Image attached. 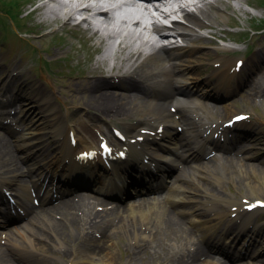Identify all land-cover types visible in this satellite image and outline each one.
<instances>
[{"label":"bare ground","instance_id":"1","mask_svg":"<svg viewBox=\"0 0 264 264\" xmlns=\"http://www.w3.org/2000/svg\"><path fill=\"white\" fill-rule=\"evenodd\" d=\"M42 1L40 7L45 11L44 14H46L49 22L61 20L64 24L68 25H71L73 21L76 20L75 12L81 13V11H84L90 12L91 14L97 9V6L93 5L79 8V3L83 0ZM197 3H199V6L194 5ZM246 3L249 4L247 1ZM161 4L168 5L169 7H171L172 4H178L183 7L186 5V0H161V3H159L155 9L161 11ZM192 5L196 7L195 12H186L181 9L184 12L182 17L185 19L186 23H175L174 31L176 37L180 39V44L173 43L176 42L175 36L163 32L162 29L160 30L158 28L154 30L157 39L153 41L152 37L145 35V27H141L144 25V21L137 20L138 14L134 13H122V15L117 17V23L121 21L120 24L128 25L132 21L135 27L138 26L143 28L142 30H138L139 32L127 30V27L123 29L120 27L111 28L110 25H112V22L116 19V14L113 12L107 14L98 13V15L105 17V20L97 22L96 24H94L90 18L76 23V28L80 30L82 29L81 25L86 24V30L91 33L89 38L94 39L97 37L99 44H104L106 46V51L102 55L100 62L102 61L104 64L109 62L110 65L108 69H106L102 63L90 65L87 73L73 79L72 83L64 85V90L70 92L69 98L71 100L75 98L79 104L88 109H93L95 114L99 117H128L133 113L149 115V117L145 119L147 120L145 123L149 125L146 126V128L153 130L151 126L157 129L159 124H162L163 133L161 139H158L156 134L151 138H145V144L142 146L141 143H137L140 144L139 148L136 146V143L128 144L129 152L126 159H123L124 161L117 160L112 162L110 167H106L104 164L99 166L97 164L98 160L86 163H79L76 161L75 153L84 148L91 147L92 142L82 137H77L76 146L79 144L81 147L78 148L75 145L73 146L68 142V131L65 129L57 156L53 155L50 159H45V162H40L37 166V169L41 171L40 175L44 174V179L49 177V181L52 180L56 168L63 167L65 164L70 166V174L75 173L74 176L71 177L74 184L79 177L78 175H80V178L84 176L86 179L82 182L83 184L86 183L87 180L91 182H100L101 185H99L98 189L102 193H109L111 190L121 192V190L127 187V181L125 180L126 172L129 170L134 172L144 170L147 172V166L143 163L145 156L156 163L160 160L164 163L168 161L178 163L181 158L176 157V155H180L181 157L193 155L197 149L199 155H201V148L198 145H192V140L198 137H200L205 144L207 143V137L202 134L204 130H201L206 126V124H204L206 121H203L201 117L198 116L201 114L200 111H205L211 118H214L221 108L222 110H226L228 106L222 105L221 108L207 107L202 100L203 97L208 96L206 88L203 86H195V89H193L190 79L195 74L207 70V67H202L200 62L203 58L213 56V62L215 61L217 64H215L213 69H210V73L207 76L208 78L205 80L206 82H210V84H207L209 87L211 86L215 92H221L225 95L232 91L229 86V79L235 74V71L233 72L230 70L233 63L229 58L217 55L207 48L209 47L207 44L211 41L206 40L198 30L201 27H205L213 36H219L220 38L225 37L227 33L220 35L219 31L213 26L228 21V12L226 8L219 3L218 0H194ZM42 26L44 27V25ZM169 37H172V39L167 45L161 44L164 40L169 39ZM115 40H119V42L113 44ZM115 45L117 49H119L118 52L123 53L118 62H114V59L111 57ZM147 47L153 49L149 54H145L144 52ZM108 48H110V51ZM218 48L223 49L225 47L219 46ZM58 49H62V47ZM56 52L57 50L53 53ZM263 56V54L257 51L252 56L251 60L257 61L255 62V64H257L258 61L263 59ZM190 62L195 64L193 65ZM113 72H118V82L111 80ZM15 77L18 76L15 75ZM6 87L9 88V83ZM189 89L191 93L188 91ZM208 89L209 88H207V90ZM73 94L79 96H72ZM32 97H30V99L34 100L36 103L38 102L36 107L39 108L38 110L41 113L45 116H51L53 114V102L50 101V94H45L37 88L32 94ZM22 104L25 105V102ZM168 105L170 109H167ZM172 106L177 107L176 112L171 111ZM176 114H181L180 119H178ZM7 115L8 113H6V116ZM16 118L19 120L20 117ZM59 123L60 125H58ZM154 123L157 124L154 125ZM55 124L59 126L58 128L55 126V130L58 131L64 130V128H66L65 126H69L66 120H56L53 125ZM175 125H184V130L189 132L180 139L183 144L182 146L179 145L180 142L177 140L172 142L173 139L171 137L176 134V132H170V129ZM131 126L132 125L129 124L126 128H134ZM216 126L217 125L213 127L211 133L216 130ZM238 126L240 128L249 127L247 123H239ZM69 129H71V127H69ZM225 129L222 130L224 133L226 131ZM37 131L38 122L34 119H29L26 124L22 125L16 136L15 142H11L7 136L0 134V166H3V168L0 167V169H4L2 173H10V176L2 178L0 186L3 183L9 186L19 185L18 182L21 180L22 176L30 178L29 182L35 186L37 179H34V175H30L32 173V167L25 169V166H23V160H25V158L21 159V155L18 151L27 150V156L37 162L46 158L51 148L54 150L51 143L46 141V143H44L43 138L40 137L37 139L34 148L30 152L28 151L30 138ZM125 131L128 132L127 130ZM208 140L209 146L219 149L216 150V153L206 164L197 165V167H195L201 169L197 172L199 177L212 178L213 176L218 181L223 180V178L230 180L231 177L228 172H230L231 169L242 172L244 168L248 166V164L243 162V157L240 158L236 154L226 155L224 157L220 154V151L229 150L227 144L230 143L229 141H235L236 139L234 137L227 138L226 142H216L212 137L211 139L208 138ZM149 143H154L161 147V152H157L156 150H150L151 152H148L146 144ZM243 148L245 147H241L239 152L242 151ZM45 151H47V153ZM65 160L67 163H65ZM217 162L222 163V165L223 163H230V168L226 169L228 170L226 173L214 170L212 165ZM50 164L54 166V169L51 171L49 169ZM161 166L164 165L161 164ZM63 172L69 175L65 170H63ZM204 173H208V176ZM62 174L60 178H65V175ZM48 175L52 176L50 177ZM182 176H185L183 172L177 175L175 181L171 184H167L165 182L166 176L163 174V176H161V183L165 184V186L168 185L167 192L161 196V199L159 196V198L139 201L140 203L137 201L129 203L128 214L123 215L122 219L117 224V228L123 226L124 230L127 232L132 231V239H134L138 247H141L146 241H151L152 238L153 240L156 239L160 235H163L166 239H175L176 244L180 242V245H187L188 250L180 252V254H173L170 264H226L222 261L214 260L210 254V251L213 252L212 250L216 248V245L211 241V237L216 235L217 237L227 238V230L231 228V226L236 232L240 231L252 234V227L257 225V222H252L249 215H242L240 212L234 213L232 217L226 216L221 212L212 213L210 215L213 216L208 220H201L199 224H194V232H192L184 221L182 222L174 215L175 213L173 211L167 209L166 205V202L170 203L172 206L174 205L177 207V211L185 213L188 210L182 208L183 205L194 199L192 198L193 194L199 193L195 188L189 185V183L193 185L196 182L194 177L189 181L187 177H185L187 181L183 184L179 182ZM171 177L169 175V179L167 180H170ZM99 178H102V180H98ZM19 186L24 191L30 192L31 190V186H29L28 183L20 184ZM49 186L48 188H53L54 192H59L57 190L58 187L54 184L50 183ZM247 186H249L248 191H250L249 194L252 195V198L262 199L260 193L252 189L251 182H248ZM60 192L62 193L63 190H60ZM128 193H130V190H128ZM207 193L212 198H216L218 194L209 191ZM94 199L100 202L97 197H94ZM222 199L223 197L218 196L219 201ZM95 201H90L88 198L79 196L66 197L51 207L41 209L40 212L33 215L27 223L11 229L7 234H5L4 231L0 232V264H15L12 260L11 252L4 247V245L10 248L11 251L17 250L20 253L41 246L39 241H35V237L44 239L47 236L44 237L42 232L29 225L30 223L39 225L41 224L40 220L45 221L46 224L42 226L52 235V239L57 238L61 241L60 243L66 241L68 244H76L80 241L87 251L96 253L98 256L101 255L99 257L100 261L98 259L96 264H113L111 261L113 262L114 257L111 252L105 251V246L107 240L116 236V233L112 231L116 220L115 217L111 220H104L101 216L102 212L95 208ZM223 201L226 203H235L234 199L229 200L234 202L225 201V199ZM3 203V198L0 196V205H3ZM178 207L180 208L178 209ZM117 209V207H114L111 215H114L116 211H118ZM198 209L205 214L204 210ZM32 210H34V207L31 211ZM2 215L5 217V213H2ZM2 215L0 213V217H2ZM100 217L102 218L98 220ZM122 220L125 223L121 225ZM138 222L140 223L138 224ZM136 224H138L137 228ZM96 232L100 234L99 237L95 235ZM193 233H195L196 236H194ZM61 237H63L64 240L61 239ZM258 238H260V236L253 237L252 239L254 242L251 241L250 243L254 245L256 249L264 247V240ZM3 240L5 241L4 245L2 244ZM230 240L233 242V238ZM17 241L20 243H16ZM156 241L160 242L158 239ZM202 242L208 249L203 246ZM207 242H210V244L214 246L209 247ZM180 245L177 246L179 247ZM88 247H91V249L88 250ZM175 250H177V248H175ZM259 255L262 254L259 253L257 256ZM35 257L36 256H34V259ZM257 260H264V258ZM26 264L32 263L27 261Z\"/></svg>","mask_w":264,"mask_h":264},{"label":"rangeland","instance_id":"2","mask_svg":"<svg viewBox=\"0 0 264 264\" xmlns=\"http://www.w3.org/2000/svg\"><path fill=\"white\" fill-rule=\"evenodd\" d=\"M246 1L249 4H246ZM261 1L262 0L218 1L226 8L228 12V21L216 25L215 28L219 31L220 35L224 29V31H230L228 30L229 27L234 30L233 32H236L231 34L233 38L238 39L239 43L227 41L226 44L235 46L237 50L239 49V53H236L234 56L242 58L245 70L238 75H234L230 80V84L234 86L235 92L222 101L223 105L225 104L228 106L226 110H222L221 103H216V100L213 98L209 100L212 104L208 103L207 105H209V107L218 105L216 107L221 108L216 115L219 121L230 118V116L236 112L245 113L248 119L241 121L250 124L251 130L245 133L247 136L251 137V140H248L250 137L243 138L231 147L232 150H235L238 145L243 143L246 150L242 159L248 166H246L242 172L231 169V173L228 172L231 177L230 180L223 178V180L218 181L213 176L212 178H201L198 176L197 172L194 171L195 168H187L186 171L188 175H192L196 181L193 185L191 184V186L195 188L197 192L201 193L193 194L194 199L188 201L187 204L182 207L188 210L190 209L193 214L180 213L176 210V206H171L167 202L166 205L168 204L167 209L173 211L175 213L174 215L182 222L184 221L192 232H194V226L191 224L190 220L194 219L195 221H201L205 219V214L200 212L198 208L204 210L205 213L224 212V210L227 212L226 206L228 204L225 205L224 199L225 201H229L230 199L237 200L240 197L253 199L252 195L249 194L250 191H248V182H251L252 189L257 190L260 196L264 198V92L250 94L249 89H247L248 87L246 88L239 83L241 80H251L248 83L249 86L255 81L258 86L257 90L259 88H264V82L259 83L258 81L264 79V62L260 61L254 66V69H258L261 66L262 68L259 71L246 70V67L249 68L251 65L249 60L254 55L255 51L264 53V5L261 4ZM13 4L17 5L22 15L16 13V8ZM38 4H40L38 0H0V100L12 98V101L9 102L7 106H4V109L5 111H13L10 113L9 118L1 120L0 134L7 136L11 142H15L18 132L17 130H11L10 132V129L20 128L22 124L26 123L29 119H34L38 122V126L40 127H38L39 132L35 135L33 134L31 140L35 141L36 138L38 139L39 136H42L47 139L48 142L58 145L56 138L60 137L62 133H53L51 120H64L63 115H66L69 117L68 122L77 135L85 137V139L87 138L88 140L93 138L94 142L97 143L98 135L103 131L107 133L109 139H112L110 132L112 126L122 128L126 120H134L136 122L139 118H145V115L140 114H132L127 118L120 116L107 117L105 119L97 118L94 115L93 109L83 107L75 98L73 100L69 98L70 92L64 90V85L72 83L73 79L84 75L90 65L102 63V65L108 69L110 65L109 62L106 64L102 61L100 62L102 55L106 51V46L104 44H99L97 37L94 39L89 38L91 33L84 29L86 27L84 24H82V29L80 30L75 26L64 24L61 20L44 22V10L42 7H39ZM36 7H39L37 9L39 13L33 11ZM13 23H15L18 28V32H15L16 34L9 31ZM258 23L260 24L258 25ZM255 27L262 30L258 29L254 31L253 29H255ZM199 32L206 35L205 38L212 41L210 45L211 51L216 50L221 52L215 45V43L218 42L214 40V36L208 35L209 32L207 29H199ZM60 47H62V49H58ZM56 50L57 52L53 53ZM108 50L110 51V48H108ZM118 50L119 49H117L115 45L114 52L111 55L114 62H118L122 57L123 53L118 52ZM209 58L210 57L203 58L200 62L202 67H207V72L194 75L193 84L199 85L204 83V79L209 74L208 70L213 66V62ZM190 63L193 65L195 64L192 62ZM17 71L21 73V75L15 77ZM22 81L25 83L23 87L20 86ZM8 83L10 84L9 88L6 87ZM17 87L19 88L17 89ZM205 87L208 88V85H205ZM37 88L45 94H50V101L53 102L52 112H55L51 116H45L41 113L38 110L39 108L36 107L38 102L36 103L34 100L30 99ZM210 88L211 87H209L208 92L213 93V90H210ZM3 90L5 92H3ZM14 90L16 91L15 94ZM246 90L248 92H246ZM72 96L79 95L73 94ZM23 102H25V105L22 104ZM14 117H20L23 120L16 121L17 123H15ZM93 122L97 124H92ZM90 123L92 124L91 128H89ZM141 126H145V124L138 125L136 129ZM178 129V135L180 136L182 134V126H178ZM134 134L135 133H133V135ZM242 135H244V132ZM29 148H32V146ZM18 153L23 157L26 155L24 150L18 151ZM203 153L204 158H195L191 156L190 162H183V164L186 163V166L191 162L202 164V162L207 160L206 157L208 154L205 151H203ZM32 163L31 160L27 159L23 165L29 166L32 165ZM183 164L180 163L181 166ZM229 166L230 165H226V167ZM0 167L3 168V166ZM212 167H214V170L215 168L216 170L222 169L219 163H215ZM182 169H186L184 165ZM0 170L4 171V169ZM9 174L10 173L2 174L0 172V175ZM204 174L208 176V173ZM129 175L130 174H128L127 177ZM137 177L138 176H135L134 178ZM129 179L132 180L131 178ZM9 188L8 191L12 193L19 190L18 186H11ZM79 189L80 188H75L73 192ZM82 189L83 191H81L79 195H85V197H90L88 198L90 201H95V199L92 198L95 195H91L90 187ZM208 191L214 194L218 193L216 198L210 197L207 193ZM114 193H118V191ZM0 195L5 199L1 190ZM127 195L128 197L125 199L105 200L107 203L95 201V208L102 212L101 216L104 220H111L112 217L115 216L116 223L112 231L116 233V236L107 240L105 246V251L111 252L114 257L113 262L110 260L111 263L170 264L173 254H180V252L188 250L187 245H180V242L176 244L175 239H166L163 235L158 236L154 240L152 238V243L151 241H146L141 247H138L134 239H132V231L127 232L124 230L123 226L117 228V224L122 219L123 215L128 214L129 203L139 200L135 199V197L130 194ZM218 196L223 197V199L219 201ZM97 197L102 200L101 195ZM112 206L113 208L118 206L120 208L119 212L110 215L113 211ZM0 208H2L1 205ZM179 208L180 207H178V209ZM194 208L196 209L193 210ZM102 217L98 218V220ZM251 217L258 221L260 226L257 227L256 230L259 235L264 237V209L258 210L256 214H252ZM27 220L25 221L26 223L28 222ZM2 221L3 219L0 220V225L3 224ZM40 222L41 224L39 225L35 223L29 224L42 232L44 237L47 236L44 239L35 237V241L41 243L39 248H31L27 252L20 253L17 250L11 251L10 248L4 245L5 241L3 240L2 244L11 252V257L15 264H26L27 261L32 264H96L101 255L98 256L96 253L87 251L80 241L76 244H68L66 241L60 243L61 241L57 238L52 239V235L42 226L46 224L45 221L40 220ZM124 223L125 222L122 220L121 225ZM139 223L140 222H138V224ZM138 224H136V228ZM1 229L2 228H0V232L2 231ZM6 230V232L10 231L9 228ZM95 235L98 237L100 236L98 232H96ZM193 235L196 236L195 233H193ZM61 239H63V237H61ZM157 239L160 242L156 241ZM18 242L19 241L16 243ZM177 245L180 246L178 247ZM175 248H177L178 251L175 250ZM90 249L91 247H88V250ZM260 253L262 254L259 256L260 259L264 258V252L261 251ZM34 256L37 258L35 257L34 259ZM213 259L215 260V258ZM255 259L256 257L252 258L245 255L244 259L232 260V264H264V260L255 261Z\"/></svg>","mask_w":264,"mask_h":264},{"label":"snow or ice","instance_id":"3","mask_svg":"<svg viewBox=\"0 0 264 264\" xmlns=\"http://www.w3.org/2000/svg\"><path fill=\"white\" fill-rule=\"evenodd\" d=\"M237 119H240V117H237Z\"/></svg>","mask_w":264,"mask_h":264}]
</instances>
